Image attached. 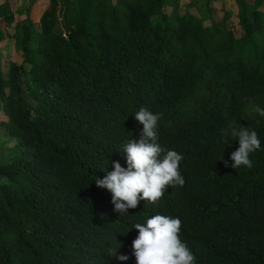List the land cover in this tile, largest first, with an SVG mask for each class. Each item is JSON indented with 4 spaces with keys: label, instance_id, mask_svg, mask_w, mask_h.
Returning a JSON list of instances; mask_svg holds the SVG:
<instances>
[{
    "label": "trees",
    "instance_id": "1",
    "mask_svg": "<svg viewBox=\"0 0 264 264\" xmlns=\"http://www.w3.org/2000/svg\"><path fill=\"white\" fill-rule=\"evenodd\" d=\"M168 1L49 0L38 30L13 18L14 2L0 18L24 57L0 62L13 143L0 162V264H136L133 225L156 214L181 220L195 264H264V0H236L240 38L208 2L205 24L195 0L172 17ZM141 107L163 114L158 142L183 156L185 183L121 214L95 179L127 167ZM240 127L261 141L251 168L231 166Z\"/></svg>",
    "mask_w": 264,
    "mask_h": 264
},
{
    "label": "clouds",
    "instance_id": "2",
    "mask_svg": "<svg viewBox=\"0 0 264 264\" xmlns=\"http://www.w3.org/2000/svg\"><path fill=\"white\" fill-rule=\"evenodd\" d=\"M255 111L264 116L259 106ZM135 119L143 125L140 139L128 140L123 146L127 167L114 162V170L107 172L103 179L96 178L99 188L112 194L115 211L127 214L128 209L138 206L140 200L156 204L165 194L167 186L183 187L185 180L180 173L183 156L175 150L166 149L158 142V122L162 113H153L141 107ZM232 136L239 141V147L231 153L232 167L253 166L250 154L261 147V141L255 130L247 127L232 129ZM228 166V162L224 161ZM181 220L178 217L156 214L144 223H135L138 236L132 242L136 264H195V256L187 244L180 238ZM116 249L111 256L116 255ZM117 259L124 261L126 255Z\"/></svg>",
    "mask_w": 264,
    "mask_h": 264
},
{
    "label": "rangeland",
    "instance_id": "3",
    "mask_svg": "<svg viewBox=\"0 0 264 264\" xmlns=\"http://www.w3.org/2000/svg\"><path fill=\"white\" fill-rule=\"evenodd\" d=\"M15 1V11L13 13V18L22 16L25 23L31 25L34 29H39V19L43 11L48 7L49 0H14ZM190 0H175L168 1L165 6V11L169 16L172 17L175 9L181 6H185ZM247 1V0H244ZM209 8H215L217 12H214V21L221 27H226L232 30L236 38H240L242 30L238 22V5L236 0H195L194 7L190 8L189 13L196 18H202L205 24L208 23ZM9 0H0V18L3 15L8 14L10 11L8 9ZM246 11L252 8H258L260 3L256 2L254 5H245ZM207 12V13H206ZM169 21L172 23V19ZM0 62L5 64L4 57L8 58L16 64H21L23 62V54L21 51L20 43L22 35L19 38L12 37V29H6L3 23L0 22ZM11 36V37H9ZM253 52V51H252ZM255 55V54H253ZM1 118V116H0ZM227 141V139H225ZM13 145L12 141L4 134V131L0 128V162L3 161L9 154L8 149Z\"/></svg>",
    "mask_w": 264,
    "mask_h": 264
},
{
    "label": "crops",
    "instance_id": "4",
    "mask_svg": "<svg viewBox=\"0 0 264 264\" xmlns=\"http://www.w3.org/2000/svg\"><path fill=\"white\" fill-rule=\"evenodd\" d=\"M11 2H14V6H13V12L15 11V1L14 0H9V3H8V6H9V4L11 5L12 3Z\"/></svg>",
    "mask_w": 264,
    "mask_h": 264
}]
</instances>
